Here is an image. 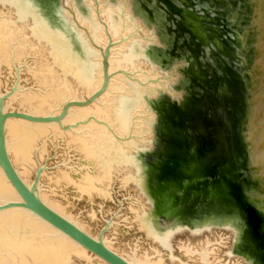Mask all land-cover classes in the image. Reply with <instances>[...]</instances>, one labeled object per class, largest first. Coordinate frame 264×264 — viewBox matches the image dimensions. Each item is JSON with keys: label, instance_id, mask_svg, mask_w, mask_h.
<instances>
[{"label": "rangeland", "instance_id": "374dc122", "mask_svg": "<svg viewBox=\"0 0 264 264\" xmlns=\"http://www.w3.org/2000/svg\"><path fill=\"white\" fill-rule=\"evenodd\" d=\"M33 1L39 6L42 13L44 7H46L47 14L51 15L52 0ZM100 1H102L100 4L102 7L105 3L104 0ZM110 1L114 2L115 0ZM143 1L145 6L153 8V18H149L145 8L140 5L139 1L128 0L129 8L133 12V16H131L133 22L134 18L138 17V21H141L140 25H142V28L144 27V31L147 30L146 34L149 36L151 30H153V21L160 24L161 33L158 32L160 37L163 36L166 39L173 37L174 18L179 20L180 16L173 13L168 19L164 8L155 9L156 0ZM174 1L181 6H186L187 4V7L193 11L187 14V24L191 26L192 31L198 33V37L204 42V45H202L203 49L199 47L198 49L201 52L197 53L198 62H200L202 68H199L194 73L195 75H192L191 80L187 79V76L185 78L182 68L186 65H180L183 64L181 61L185 59L181 56V58H177L178 61L174 64L176 71L174 80H162L163 86L161 88H164V86L169 87L170 91L176 93V95L171 94L181 100L187 95V84L190 85L192 97L188 100L189 102L186 101L190 116H187V108L185 112L183 110L172 114L171 121H166L165 126L162 128V136H158L157 114L152 107V101L155 97L162 94H165V98H170V94H166L162 89L160 94L148 99V103L156 115L154 122L151 111L148 110L143 101V97L151 93L149 89H141L136 96L138 100L132 97L127 98L123 104V113L130 116L133 115L135 111L139 110V107H134L139 102L138 106L141 105L151 115L149 131L151 135V127L153 126L152 137L149 135V139L146 140L147 143L140 145L133 155L132 160L136 169L135 183L132 186H124L119 182V177H116L108 187L105 197L95 196L92 200L78 195L71 183L62 185L58 181L59 174L63 173H68L72 179H76V173L87 170L88 166L65 136L56 133V131L62 133L64 130L56 123H51L57 125L56 130L53 131L49 128L32 146L29 165L26 167L29 172L26 176L27 181L29 183L32 181L36 169L41 166L42 170L37 186L39 194L45 195L49 201L57 204L60 208H64L65 215H69L73 220L77 219L85 227L86 231L93 236L98 237L99 233H102L103 239L105 238L104 241L111 244L114 250L128 260L134 257L136 261L139 258V261L143 263L145 261L150 263L160 261V264H203L200 253L207 249L210 264H236V262L239 264H264V229L259 217L255 215L247 224V221L243 219L244 217L239 212L241 210H239L238 205L237 207L235 206V209L231 203H228L229 200L233 201V197L227 193V190L229 192L227 185L221 184L224 175L228 181L239 182L241 177H247L248 179L249 173L253 176L257 175V172L263 171L257 164L258 159L254 160L251 156L249 148L253 146L252 139L258 133V129L264 128V125L260 127L258 124L260 121L264 123V112L261 113V116L257 114V117L254 111V109L258 110V107L263 102H261V92L251 94V98L254 101L251 102L252 105L249 108L253 111L254 117L251 116L249 121L254 119V122L251 123L250 127H244V122L240 124L245 128V131L250 133V143L247 144L249 160L242 163V166H246V168L240 167V162L244 158L236 151V146L232 147L238 132L236 128V106L239 97L238 93L241 89L239 72L245 74L249 70H264V57H254L252 53H249L251 49L261 53L263 40L259 39L255 34H251L253 37L250 36V42L243 41L242 48L238 47L240 42H238L236 36L241 37V34L237 29L236 22L230 16L234 12L232 10L227 11L225 8V5L231 7V2L233 3L234 0H222L225 4H220L218 0ZM54 5L56 13L59 2ZM75 6H78L82 11L88 10L86 0H76ZM120 6L121 4L115 1L114 8H119ZM22 7L24 8L22 12L26 16H33L32 9L25 7L24 4ZM77 13L86 19L93 16L91 9L87 12L79 11ZM104 13H108L115 20L119 19L118 14L110 9H105ZM204 13L211 16L212 20L207 21L208 18ZM195 15L201 18H197ZM49 19L51 20V18ZM51 22L56 26H61L57 15ZM154 29L156 32L159 31L156 26ZM167 29H169L170 34L166 31ZM40 32L43 31L40 30ZM43 34L51 44L56 45L51 42V37L47 33L44 32ZM62 36L64 35L62 34ZM230 37H233V40ZM255 37L258 40L257 44L252 41V38L255 39ZM66 40L70 42V48L77 54V45L70 39ZM56 43L60 45V48H58L59 52L68 63L80 66L79 68L85 77L89 78L92 76L93 65L90 63V59L81 60L76 56H72L61 44V41L56 40ZM143 43L145 45V58L143 57L139 41H135L131 49L133 58L136 61L139 60V63L142 62L139 66H142L144 70H150L151 67L152 70L157 68V76L166 77L165 73L173 65L174 59L162 63L156 54V49L159 47L155 45L157 42L145 40ZM39 51L40 49L32 53L25 52L16 62L0 64V94L13 92L4 98L5 107L25 110L26 108L20 104L24 93L31 92L35 93L36 96L46 95L48 87L35 78V75L42 68L44 59L41 55L42 52L39 53ZM35 55L37 58H35ZM83 55L89 57L86 50L83 51ZM157 62H160L164 68L158 66ZM133 69L128 68V70ZM179 72L180 74H177ZM161 88L155 93H159ZM80 94L84 93L76 92L67 97ZM59 108V106L52 107L48 112ZM181 108L185 109L184 106ZM187 120H190L192 125L195 124L197 126L199 133L197 134L199 136L198 143L193 137L187 139ZM77 121L80 120H76L73 123ZM70 124L72 122L65 123V125ZM81 125L79 124L71 128V130H75ZM192 125L191 130H193ZM192 134L193 136L196 135V133ZM195 143L198 144L197 151L195 150V152L192 148V158H187V147ZM151 144L154 145L149 149ZM144 148L149 150L145 159L155 164L154 168L151 165H149L150 167L145 165L143 159L145 150L142 154V159L145 171L147 172L148 170L149 174L152 173L150 175L151 180L147 182V186L150 195H154L157 198L156 202L153 200L154 212L156 211L155 213H157L156 219L153 218L142 167L138 159L139 151ZM193 157L198 158L200 164H198V161L196 163ZM203 181H207L206 184L203 185ZM215 182L225 192L213 191L211 183ZM225 182L224 180L223 183ZM257 192H254V198H257ZM261 195L263 196L264 192ZM224 204L231 206L228 208ZM142 208L144 213L147 214L146 216L149 217L152 229L157 234L161 236L167 235L172 230L174 232L177 229L172 235L169 251L160 247L151 238L144 236L141 230L137 229L134 222V213ZM235 216L238 219L232 218ZM235 225H238L236 236L230 230ZM239 225L242 229L241 232L238 231ZM187 248L190 249V252H187ZM188 257L191 258L188 259ZM65 264L105 263L91 252L87 251V255H82V252L78 250L76 254L70 255Z\"/></svg>", "mask_w": 264, "mask_h": 264}, {"label": "bare ground", "instance_id": "6f19581e", "mask_svg": "<svg viewBox=\"0 0 264 264\" xmlns=\"http://www.w3.org/2000/svg\"><path fill=\"white\" fill-rule=\"evenodd\" d=\"M11 1L0 0V64L16 62L25 52L32 53L40 49L39 53L42 52L41 55L44 58L43 65L39 73L35 75V78L48 87L46 95L43 94L44 96H36L35 93L31 92L24 93L20 104L26 108L25 110L33 113H45L50 111L52 107H61V102L72 93L82 92L88 94L94 90L101 82V55L97 46L104 47L109 36L111 39H117V41L110 48L108 70L111 71V74L120 71L111 75L106 90L96 101L80 108H69L62 119L64 128L60 127L58 122H34L21 118H7L4 124L5 144L10 160L17 168L18 173L29 185L30 183L26 178L29 172L26 167L29 165L32 146L49 128L55 131L58 125L64 132L56 131V133L65 136L88 166L87 170L76 173V176L74 175L76 179H72L68 173L59 174L58 181L62 185L71 183L78 195L85 196L89 200H92L95 196L105 197L108 187L116 177H119L121 185L132 186L135 183L136 176L132 158L136 149L140 145L146 144V140L149 139V120L151 115L141 105L138 106L139 102L134 105V107H139V110L135 111L131 116L126 115L123 113V104L127 98H136L141 89H149L151 93L146 94L143 97V101L144 105L151 111L154 122L156 115L148 103V99L160 94L162 89L165 90L161 88L163 81L151 82V78L158 75L156 72L158 69L154 68L152 70L151 67L150 70H144L142 66H139L142 62L136 61L131 53L135 41H139L141 47L145 46L143 43L145 40L157 42L154 31L151 30L148 36L146 34L147 30L144 31V27L142 28L137 18H134L133 22L131 19L133 12L130 11L128 0H115L121 4L119 8H114L115 1L104 0L105 4L101 7L102 1L100 0H86L88 10L91 9L93 11V16L88 19L84 17L83 19L77 13L79 11L87 12L88 10L82 11L78 6H75L76 0H59L56 15L60 20L61 26L54 25L48 17L44 16L33 0ZM218 1L220 4H225L222 0ZM23 4L33 10L32 17H28L22 12L24 11ZM231 5V7L225 5V8L227 11L232 10L234 12L230 16L236 22L237 29L241 34V37L237 35L240 42L238 47L242 48L243 41L250 42V36L253 37L252 35L255 34L259 39L263 40V49L261 53L256 52L255 49H251L249 53H252L254 57H264V0H234ZM105 9H110L118 14L119 19L115 20L108 13L105 14ZM104 27L107 29L109 36L105 33ZM40 30L43 32H40ZM44 32L51 37V42L56 45L48 41L43 34ZM66 39H70L74 44L79 45L81 53L76 54L73 52L69 45L70 42ZM56 40L61 41V44L72 56H76L81 60L90 59L89 61L93 65L91 77H85L79 68L80 66L70 64L65 60L64 56L59 52L58 48H60V45L56 43ZM252 41L255 44L258 43L256 37L255 39L252 38ZM83 47L88 52L89 57L83 55V51H85ZM143 57L145 58V55ZM35 58H37L36 55ZM128 68L134 69L128 70ZM122 69L131 71L133 74L131 77L128 74L125 75ZM246 78L249 81L248 107L243 126L250 127L251 123L254 122V119L249 121L251 116L254 117L253 111L249 108L252 105L251 102L254 101L251 98V94L261 92V102H263L258 107V110L254 109V111L256 116L257 114L261 116V113L264 112V70H249L246 72ZM160 88L161 91L156 94L155 92ZM166 88L170 91L169 87ZM170 92L176 95L173 91ZM59 110L60 108L51 112H58ZM92 116L96 119L91 118ZM76 120H83V122L79 123L80 121H77L73 123ZM66 122H72V125H65ZM260 122L258 124L262 127L264 123ZM51 123H56L57 125ZM79 124L83 126L81 125L75 130H71V128ZM244 127L242 129L243 135L246 144H249L250 133L245 131ZM259 129L257 136L254 135L252 139L253 146L249 148L251 156L254 160L258 159L257 164L263 171L257 172V175H251L256 182V186L252 188L250 194L253 197V201L264 212V195H261L264 192V128ZM65 130L67 131L65 132ZM147 146L146 148H148ZM146 148L139 151L138 159L142 167L153 218L156 219L154 201L148 190L146 171L142 159V154ZM254 171L256 172V170ZM255 191H258L257 198H254ZM16 196L15 190L0 169V201L12 199ZM39 196L45 203L64 214V208H60L57 204L49 201L43 194H39ZM146 215L143 208L135 211L134 222L137 229L141 230L144 236L146 235L160 247L169 251L172 235L177 229L161 236L152 229L149 217ZM65 216L71 219L69 215ZM232 218L238 219L237 216ZM73 221L85 229L77 219ZM240 225L238 231L241 232ZM237 229L238 225H235L233 229L230 228L235 236ZM100 235L102 237V233ZM104 243L112 248V245L108 242L104 241ZM78 250L82 252V255H87V250L84 247L60 234L53 227L46 225L29 211L22 208L0 211V264H65L70 255L76 254ZM187 252H190L189 248H187ZM200 258L203 264H210L207 249L200 253ZM98 259L108 264L101 258L98 257ZM129 261L134 264H160V261L153 263L145 261L143 263L139 261V258L136 261L134 257L129 259ZM236 264L239 263L236 262Z\"/></svg>", "mask_w": 264, "mask_h": 264}, {"label": "water", "instance_id": "95a60500", "mask_svg": "<svg viewBox=\"0 0 264 264\" xmlns=\"http://www.w3.org/2000/svg\"><path fill=\"white\" fill-rule=\"evenodd\" d=\"M59 2V0H52L51 2V15L47 14L46 7L43 9L44 15L48 16L49 18L54 19L56 17V13L54 11L55 5ZM222 2V1H221ZM187 3V2H186ZM167 7H170L171 5L167 2ZM204 9V8H203ZM180 11V14L185 18V21H183L184 24H187V10L181 9L179 7L178 9ZM130 11H132L130 9ZM191 12H193L191 10ZM205 14V13H204ZM208 18L207 21H211L212 18L211 16L205 14ZM136 16V15H135ZM197 18H201L198 15ZM137 17V16H136ZM138 18V17H137ZM151 18V17H150ZM191 20V19H190ZM214 20V19H213ZM140 21V20H139ZM194 22V21H193ZM226 22V20H225ZM141 24V21H140ZM157 23L152 21V27L154 30V35L156 36L157 43L155 45L157 46H164V43H162L158 37L157 32L155 31V26ZM142 26V25H141ZM105 33L108 35L107 29L104 27ZM192 29V28H191ZM86 32V31H85ZM89 35V34H88ZM109 36V35H108ZM233 40V37L231 38ZM236 39L239 42V39L236 36ZM117 41V39H111L109 36L106 40V43L104 44V47L97 46L98 49L100 50V62H101V82L100 84L92 90L88 94H80V95H71L69 97H66V99L62 102L60 110L58 112H45V113H33L29 112L27 110L21 109V108H7L4 106V98L8 96V94L11 93H4L0 94V169L3 172L5 178L7 181L10 183V185L13 187L15 190L17 196L12 199H6V200H1L0 201V211L5 210V209H11V208H22L27 211H29L32 215L36 216L38 219L43 221L46 225H49L53 227L56 231H58L60 234L64 235L65 237L70 238L71 240L75 241L82 247H84L87 251H90L91 253L95 254L102 260H104L108 264H134L131 261H129L126 257H124L122 254L114 250L113 248H110L107 244L104 243L100 233L98 237L93 236L89 232H87L85 229L81 228L75 221L69 219L66 217L64 214L58 212L55 210L53 207L45 203L39 196L38 194V182H39V176L42 170V167L39 166L36 169L34 178L28 185L23 178L20 176V174L17 171V168L13 165L12 161L10 160V157L7 152L6 144H5V134H4V124L5 120L9 117H14V118H21L29 121H34V122H58L60 124V127L64 128L62 124V119L63 117L67 114V111L69 110L70 107H82L91 104L92 102L96 101L101 94L106 90L108 83L110 81L111 75L116 74L120 71H116L113 74H111V71L108 70V64H109V53H110V48L112 45H114ZM239 45V43H238ZM179 59V58H178ZM177 57L174 58V63L171 66V68L167 69V73H165L166 78L169 80H174V75L176 74L174 64L177 63L178 61ZM183 64L180 65H187L188 61H181ZM157 65L160 67H163V65L159 62H157ZM179 65V66H180ZM164 68V67H163ZM122 72L124 74H128L130 77L133 74L131 71H125L122 69ZM177 74H180L177 73ZM182 75V73H181ZM161 76H153L151 79V82H160L163 79H166ZM239 78L241 81V89L239 91V97H238V103H237V110H236V128L238 130L237 132V137L235 139L234 145L232 147L236 148V151L239 152L242 155V158L244 160H241L240 162V167L246 168V166H242L243 162H248L249 160V150L247 148L246 140L243 135V126L240 125L243 122V119L246 117V112H247V107H248V101H247V94H248V87L249 86V81L246 78V72L245 74H241L239 72ZM247 85V86H246ZM15 89V88H14ZM164 92L166 94H170V99L175 100L176 102L180 101V98L174 97L169 90L164 86ZM9 95V96H10ZM164 94L155 97L152 101V107L155 110L156 114V103L158 99L163 96ZM91 118L96 119L94 116ZM83 120H80L79 123H82ZM72 125V124H71ZM69 126V125H68ZM66 126V127H68ZM154 144H151L149 149L152 148ZM245 146V147H244ZM234 150V149H233ZM149 150H146L143 154V159L144 163L146 166L152 167L155 165L151 163L150 161H147L145 159V156H147ZM246 159V160H245ZM193 160L198 164L199 159L194 158ZM154 168V167H153ZM202 168V167H201ZM187 170V168H185ZM208 171V170H204ZM241 172V170H239ZM169 173V172H168ZM174 173V172H171ZM152 174V173H151ZM148 173V170L146 172V180L147 182L151 180V177ZM175 174V173H174ZM211 174V173H210ZM240 174V173H239ZM237 177V176H236ZM224 180L227 182L223 183ZM207 181H203V185L206 184ZM223 182L221 184H224V186L227 185L229 192L227 190L228 194H231L233 197V201L229 200L228 203H231L234 207L238 205L239 207V212H241L242 217L245 221H247V224L252 220V217L255 215L259 217L261 221V225L264 229V212H262V208L258 206L254 201L253 197L250 194L251 188L256 186L255 180L252 179L251 173L248 174V179L247 177H241L239 179V182L236 181H228V179L223 176ZM242 182V183H241ZM150 183V182H149ZM148 184V183H147ZM212 190L214 191H222L225 192L224 189L219 188L217 185V182L211 183ZM233 187V189H232ZM236 191H235V189ZM153 200L155 201L157 198L154 195H151ZM156 202V201H155ZM228 208L230 206L228 204ZM235 207V209H236ZM241 208V209H240ZM156 212V211H155ZM160 212V210H159ZM157 214V213H156ZM101 232V231H100Z\"/></svg>", "mask_w": 264, "mask_h": 264}, {"label": "flooded vegetation", "instance_id": "af4514ba", "mask_svg": "<svg viewBox=\"0 0 264 264\" xmlns=\"http://www.w3.org/2000/svg\"><path fill=\"white\" fill-rule=\"evenodd\" d=\"M135 1H139L140 5L145 8V11L147 12V15L149 16V18H153V8H149L147 6H145V2L143 0H135ZM167 2L171 5L170 7H167ZM163 3V4H161ZM156 10L158 9H165L167 14L166 17L169 19V17L171 15H173V13H175L177 16H180V19H176L174 18V28H172V30L174 31V36L173 37H169V38H164L163 36L160 37V24H157L156 27L159 28L157 30V34L159 36V39L162 43H164V46H159L156 49V54L159 56L160 61L166 62L168 60L174 59L175 57L177 58H181V56H183V59L188 61V64L182 68V72L183 75L187 76V79L189 78V80H191L192 75H195L194 73L199 69L202 68L200 62H198V58H197V53L201 52V50H199L198 48H202V45H204V42H202V40L198 37V33H195V31H192L193 29H191V26L188 24H184L183 21H185V18L180 14V11L178 10L179 7L182 9L187 10V14L191 13V10L186 6H181L175 3L174 0H156ZM132 19V17H131ZM133 20V19H132ZM188 20V19H187ZM169 29H167L166 31H168ZM171 30V29H170ZM159 32V33H158ZM196 44V45H195ZM83 50L84 47H83ZM141 51L144 55V47H141ZM188 51V54H187ZM80 48L79 45H77V54H80ZM184 54V55H183ZM87 57V56H86ZM184 60V61H185ZM195 69H194V68ZM190 85L187 84V95L184 96L183 98H181V100L179 102H176L175 100H171L170 98H165V94L160 98V100L156 103V111H157V120H158V126H159V131H157V135L160 136L161 135V131L162 128L165 126V122L166 121H171V117L172 114H175L177 112H181L184 110V112L186 111L187 108V116H190L188 109L189 107L186 104V101L189 102L188 100H190V98L192 97V93L190 91ZM189 92V93H188ZM168 99V100H167ZM183 101V102H182ZM182 106H184L185 109L181 108ZM171 115V116H170ZM191 121L187 120V139H190L191 137L194 138L195 141L199 140V136L197 134V126L192 125L193 126V130H191ZM192 133H196L195 136H193ZM162 136V135H161ZM192 141V140H191ZM195 143L192 146L189 145L187 147V158H192V148L194 149V151H197V146L198 144ZM195 151V152H196Z\"/></svg>", "mask_w": 264, "mask_h": 264}]
</instances>
